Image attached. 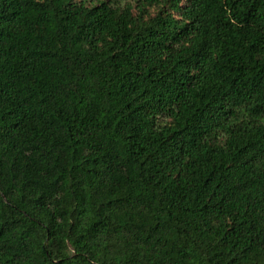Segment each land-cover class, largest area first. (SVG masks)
<instances>
[{
	"label": "trees",
	"instance_id": "16d2710c",
	"mask_svg": "<svg viewBox=\"0 0 264 264\" xmlns=\"http://www.w3.org/2000/svg\"><path fill=\"white\" fill-rule=\"evenodd\" d=\"M0 264H264V0H0Z\"/></svg>",
	"mask_w": 264,
	"mask_h": 264
}]
</instances>
